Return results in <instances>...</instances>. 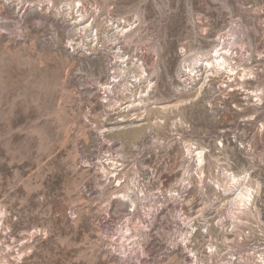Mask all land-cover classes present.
Listing matches in <instances>:
<instances>
[{
  "label": "rangeland",
  "instance_id": "374dc122",
  "mask_svg": "<svg viewBox=\"0 0 264 264\" xmlns=\"http://www.w3.org/2000/svg\"><path fill=\"white\" fill-rule=\"evenodd\" d=\"M41 1L0 0V264H264V0Z\"/></svg>",
  "mask_w": 264,
  "mask_h": 264
},
{
  "label": "bare ground",
  "instance_id": "6f19581e",
  "mask_svg": "<svg viewBox=\"0 0 264 264\" xmlns=\"http://www.w3.org/2000/svg\"><path fill=\"white\" fill-rule=\"evenodd\" d=\"M42 1H44V0H42ZM50 1L53 3V7L57 8V9L60 8V6H59V4L57 3L56 0H50ZM12 7L14 8L13 10H15L17 6H12ZM78 7H80L79 10L77 12H75V10ZM66 11H68L67 14L69 16L74 14V16L72 17V20L75 21V24H76V22L78 20H79V22H81L79 24L77 23L78 24L77 26L80 27L81 25H84L87 22V16L89 14H88V11L85 8V4H84L83 0H72L71 4H70V7L68 9H66ZM135 16L139 17V14H137ZM139 19H140V17H139ZM122 21H124V22H122ZM122 21H119V22L117 21L116 22V20H115V22H113L114 24H112V30L113 29H118L121 26L120 30L118 31V32H120V35L121 34H125V35L127 34V35H130L131 37H133V36H135L138 33V29H137L138 25L135 26L137 20H135L133 22H129L128 20H123L122 19ZM115 25H116V27H115ZM127 27H129L128 30L126 29ZM81 30H82V33L84 34V37H88L89 34L92 31V24L86 26V28L84 27V29L82 28ZM94 34H95V32H94ZM98 35H99L98 33H96L95 35L91 34L92 38H91V43L90 44H93L94 42L99 41V36ZM231 35L232 36L235 35L233 31H232ZM105 37H107V36L105 35ZM223 39H224V41H226L225 40L226 38H223ZM220 42H222V38H220ZM224 45H225L224 43H222V45L221 44L217 45V47L214 50H212L211 52L199 51L196 54H193V55H190L189 57H186L185 60H183L182 64H180V66L178 68V71H177L178 78H180V80H182V78L184 79V76L191 75V73L193 72L192 68L196 67L199 64L202 65V66H205L206 69L210 68V69L219 70V69H222V68H226V70L228 72L234 74V72L236 71V68H234L232 63L227 59L228 55H229V52L231 50L228 51V49H227L228 47L226 48L227 45L225 47H224ZM123 55H124V53H123ZM124 58H125V56L124 57H122V56L120 57V59L122 60L121 61L122 64L127 63V62L130 63L131 61H134L133 58L130 55H129V57L126 58V60ZM135 59H136L137 63L136 64H132L131 69L133 71L137 70L140 73H138L139 75L135 76V80L134 81H130L128 84H131V85H129L130 89L133 88L134 90L135 89L139 90L138 88L140 87V85L145 83V82H147V81H149V78L152 75L149 72H147L145 69L141 72L140 69H143V68L140 65H142L143 63L139 65L138 62H140L141 60L138 59L137 56L135 57ZM194 69H196V68H194ZM123 71H124V73H126L125 68L123 69ZM132 73H135V72H132ZM128 76H129V74H128ZM253 78H255V77H253ZM181 89H183V90L186 89L187 90L188 88H187V86H184ZM258 91L262 92L263 91V86H260ZM141 101H144V99H141ZM129 103H130V101H129ZM241 176H243V175H239V174L233 173V174H231V177H232L231 179H232V181H235V180L239 181ZM240 198H241L240 202L238 203V207L240 209L247 210V209L253 207V203H252L253 200L252 199L249 200L246 197H240Z\"/></svg>",
  "mask_w": 264,
  "mask_h": 264
}]
</instances>
